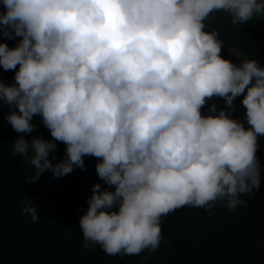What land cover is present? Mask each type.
Instances as JSON below:
<instances>
[{
  "label": "clouds",
  "instance_id": "1",
  "mask_svg": "<svg viewBox=\"0 0 264 264\" xmlns=\"http://www.w3.org/2000/svg\"><path fill=\"white\" fill-rule=\"evenodd\" d=\"M0 104L13 153L62 178L97 158L84 246L109 255L155 252L161 219L182 206L234 210L261 183L264 67L224 59L215 12L233 25L264 20V0H2ZM242 96L243 120L234 116ZM214 98L208 114L202 109ZM41 123L52 139L31 136ZM65 145L56 161V142ZM22 213L33 222L30 199Z\"/></svg>",
  "mask_w": 264,
  "mask_h": 264
},
{
  "label": "trees",
  "instance_id": "2",
  "mask_svg": "<svg viewBox=\"0 0 264 264\" xmlns=\"http://www.w3.org/2000/svg\"><path fill=\"white\" fill-rule=\"evenodd\" d=\"M206 30H218L224 41L221 56L236 50L240 60L256 59L264 67V20L253 17L245 24L233 25L231 17L215 12L205 21ZM21 39L0 42L14 47ZM15 70L0 75L5 83L14 82ZM242 96L235 101L238 119L243 120ZM212 102L224 107L222 98H214L202 109L208 114ZM10 112L0 104V264H264V137L259 138L257 157L261 163V183L254 197L243 195L245 204L230 210L217 202L212 209L182 206L161 219L162 241L155 252L133 255L106 254L99 244L85 247L79 219L88 208L94 184L103 182L95 171L97 158L87 156L85 169L76 168L62 178L45 171L28 183L35 169L13 153L17 133L5 119ZM38 125L31 136L52 139L50 132L34 116ZM56 161L65 155V145L56 142ZM30 199L38 209V219L22 213Z\"/></svg>",
  "mask_w": 264,
  "mask_h": 264
},
{
  "label": "rangeland",
  "instance_id": "3",
  "mask_svg": "<svg viewBox=\"0 0 264 264\" xmlns=\"http://www.w3.org/2000/svg\"><path fill=\"white\" fill-rule=\"evenodd\" d=\"M3 11L2 0H0V12ZM233 63H238L240 60V54L236 50H232L228 54V59ZM4 77L0 75V81H3Z\"/></svg>",
  "mask_w": 264,
  "mask_h": 264
}]
</instances>
